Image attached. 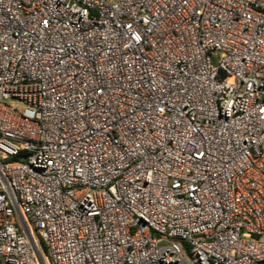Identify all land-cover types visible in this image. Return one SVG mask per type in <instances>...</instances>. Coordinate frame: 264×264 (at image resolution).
<instances>
[{"label": "built area", "instance_id": "1", "mask_svg": "<svg viewBox=\"0 0 264 264\" xmlns=\"http://www.w3.org/2000/svg\"><path fill=\"white\" fill-rule=\"evenodd\" d=\"M264 263V0H0V264Z\"/></svg>", "mask_w": 264, "mask_h": 264}, {"label": "trees", "instance_id": "2", "mask_svg": "<svg viewBox=\"0 0 264 264\" xmlns=\"http://www.w3.org/2000/svg\"><path fill=\"white\" fill-rule=\"evenodd\" d=\"M262 264H264V263H262Z\"/></svg>", "mask_w": 264, "mask_h": 264}]
</instances>
